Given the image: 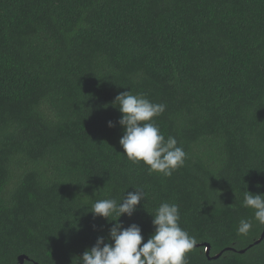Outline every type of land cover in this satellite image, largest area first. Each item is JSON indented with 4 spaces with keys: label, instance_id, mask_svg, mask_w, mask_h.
Wrapping results in <instances>:
<instances>
[{
    "label": "trees",
    "instance_id": "trees-1",
    "mask_svg": "<svg viewBox=\"0 0 264 264\" xmlns=\"http://www.w3.org/2000/svg\"><path fill=\"white\" fill-rule=\"evenodd\" d=\"M125 91L166 105L170 177L124 155ZM136 189L143 242L175 203L187 264H264V225L237 233L264 195V0H0V264H77L118 219L91 205Z\"/></svg>",
    "mask_w": 264,
    "mask_h": 264
},
{
    "label": "clouds",
    "instance_id": "clouds-1",
    "mask_svg": "<svg viewBox=\"0 0 264 264\" xmlns=\"http://www.w3.org/2000/svg\"><path fill=\"white\" fill-rule=\"evenodd\" d=\"M121 118L118 123L123 135L119 144L126 158L133 163H143L149 174L157 173L170 177L184 165L186 153L175 137L165 138L155 118L166 110L163 103H153L142 94L125 91L116 96ZM108 126L113 127L109 121ZM145 199L142 189L128 192L118 202L114 198L96 200L89 210L94 217L108 220L112 216L113 226L109 231L110 242L98 237L95 245L86 250L77 264H187L186 254L191 252L197 240L180 227L179 206L162 202L151 215L154 233L146 242L136 224L125 228L120 217H131L137 206ZM243 207L253 210V217L239 220L237 233L247 236L253 222L264 225V195L252 194L245 190Z\"/></svg>",
    "mask_w": 264,
    "mask_h": 264
},
{
    "label": "water",
    "instance_id": "water-1",
    "mask_svg": "<svg viewBox=\"0 0 264 264\" xmlns=\"http://www.w3.org/2000/svg\"><path fill=\"white\" fill-rule=\"evenodd\" d=\"M263 239H264V233L262 234L261 239L256 242V244L260 243ZM245 252H246V250L241 251V253H245ZM27 260H28V258L26 256L20 257V264H24L25 261H27Z\"/></svg>",
    "mask_w": 264,
    "mask_h": 264
}]
</instances>
